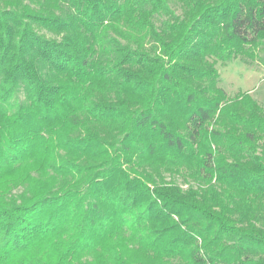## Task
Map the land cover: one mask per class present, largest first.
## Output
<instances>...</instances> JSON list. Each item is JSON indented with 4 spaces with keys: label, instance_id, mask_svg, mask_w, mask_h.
I'll return each mask as SVG.
<instances>
[{
    "label": "trees",
    "instance_id": "1",
    "mask_svg": "<svg viewBox=\"0 0 264 264\" xmlns=\"http://www.w3.org/2000/svg\"><path fill=\"white\" fill-rule=\"evenodd\" d=\"M237 59L264 0H0V264H264Z\"/></svg>",
    "mask_w": 264,
    "mask_h": 264
},
{
    "label": "rangeland",
    "instance_id": "2",
    "mask_svg": "<svg viewBox=\"0 0 264 264\" xmlns=\"http://www.w3.org/2000/svg\"><path fill=\"white\" fill-rule=\"evenodd\" d=\"M177 14L181 10L178 6L173 7ZM222 77L221 87L230 97L238 93H248L260 104H264V66L254 64L248 66L240 59L228 64H218Z\"/></svg>",
    "mask_w": 264,
    "mask_h": 264
}]
</instances>
